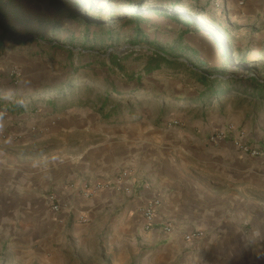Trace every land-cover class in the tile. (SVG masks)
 <instances>
[{"label": "crops", "instance_id": "0c3cea01", "mask_svg": "<svg viewBox=\"0 0 264 264\" xmlns=\"http://www.w3.org/2000/svg\"><path fill=\"white\" fill-rule=\"evenodd\" d=\"M147 5L168 11L172 28L184 21L171 51L195 71L214 69L211 79L231 80L215 69L232 55L264 60V0ZM39 92L21 109L0 100L2 264H78L95 244L112 264H264V156L246 158L227 141L207 143L229 121L252 141L263 140L264 111L254 120L218 110L215 118H182L181 127L169 128L136 114L63 109L59 95ZM123 171L130 173L128 192L108 188L86 199L68 188L113 183ZM51 193L60 212L47 200ZM157 199L156 225L146 230L143 208ZM163 222L175 225L172 236ZM194 230L202 238L187 242ZM145 248L156 251L143 260Z\"/></svg>", "mask_w": 264, "mask_h": 264}, {"label": "rangeland", "instance_id": "374dc122", "mask_svg": "<svg viewBox=\"0 0 264 264\" xmlns=\"http://www.w3.org/2000/svg\"><path fill=\"white\" fill-rule=\"evenodd\" d=\"M148 3L0 0V15L8 29L4 34L0 28V100L21 109L47 90L44 96L59 95L63 109L75 105L77 110H107L122 117L136 114L158 127L182 118H215L218 110L257 119V113L264 111V97L253 96L256 91L247 86L264 84L262 59L238 61L232 55L215 70L242 83L221 86L228 91L211 98L204 97L208 86L199 72L186 66L165 65L146 74L145 68L159 60L158 50L173 61L187 58L171 51L172 37L180 33L184 21L174 20L177 26L172 28L168 11L153 13ZM213 70L203 71L213 74ZM91 247L94 253L78 255V264L115 260L101 252V245ZM155 251L143 249V260ZM4 252L0 245V264Z\"/></svg>", "mask_w": 264, "mask_h": 264}, {"label": "built area", "instance_id": "2783aa9c", "mask_svg": "<svg viewBox=\"0 0 264 264\" xmlns=\"http://www.w3.org/2000/svg\"><path fill=\"white\" fill-rule=\"evenodd\" d=\"M182 122L179 120L169 121L168 127L175 128L181 127ZM231 142L235 150L249 159H257L264 156V139L260 141H252L247 133L245 127L235 123H228L224 128L216 130L207 138V143L211 146H218L222 142ZM128 171H123L117 177L113 183H103L100 181L84 180L80 186L75 184H69L68 188L74 193H78L86 199H92L101 194L108 188H113L116 192H128L129 189L125 187L124 183L129 177ZM47 200L55 212H60L62 205L59 203L55 193H51L47 196ZM160 200H154L149 202L143 208V215L145 218L146 230H151L156 225L157 209L160 206ZM163 233L166 236H172L176 230V227L171 222H163L161 224ZM202 238L200 231L194 230L187 234L185 240L187 242L197 241Z\"/></svg>", "mask_w": 264, "mask_h": 264}, {"label": "trees", "instance_id": "16d2710c", "mask_svg": "<svg viewBox=\"0 0 264 264\" xmlns=\"http://www.w3.org/2000/svg\"><path fill=\"white\" fill-rule=\"evenodd\" d=\"M4 20H5V18L0 15V28L2 29L4 34H7L8 29L4 26ZM19 42L21 43L22 41H16V43H18V45H19ZM158 53H160V55H156V58H158L159 60H153V62H151L149 64V66H147V68H145L146 74H150V73L154 72L155 70H159L165 65L169 66V67L174 66L176 64L184 66L183 62H181L179 60H176V61L171 60L162 51L158 50ZM195 72H198V71H195ZM199 74L202 75V79H201L202 82L208 86L207 92L204 94V97H208L210 95L209 97L211 98V97H218L219 95H224L228 90L223 91L221 89V86L227 85L230 82H235L238 84L242 83V80H235V79L223 81L221 77L211 79L209 74L205 73L204 71L199 72ZM208 77H210V78H208ZM247 87L256 91L257 94H255L253 96L262 97V98L264 97V84H258V85L249 84V86H247ZM44 93H47V92H44Z\"/></svg>", "mask_w": 264, "mask_h": 264}, {"label": "bare ground", "instance_id": "6f19581e", "mask_svg": "<svg viewBox=\"0 0 264 264\" xmlns=\"http://www.w3.org/2000/svg\"><path fill=\"white\" fill-rule=\"evenodd\" d=\"M12 94H14V92Z\"/></svg>", "mask_w": 264, "mask_h": 264}]
</instances>
